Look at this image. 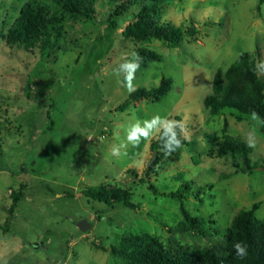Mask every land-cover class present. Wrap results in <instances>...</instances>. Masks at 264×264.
<instances>
[{
	"label": "rangeland",
	"instance_id": "rangeland-1",
	"mask_svg": "<svg viewBox=\"0 0 264 264\" xmlns=\"http://www.w3.org/2000/svg\"><path fill=\"white\" fill-rule=\"evenodd\" d=\"M28 1L42 4L62 27L45 54L3 38ZM96 7L93 20L50 0H2L0 264H123L102 247L119 246L124 233L149 232L173 254L222 249L225 229L242 208L260 201L256 215L264 218V168L249 169L240 156L219 155L206 137H222L226 127L250 145L251 163L262 162L259 118L230 108L212 115L203 103L216 70H226L242 52L264 72V3L164 2L155 17L181 27L177 47L157 38L136 43L124 35L135 4L116 27L105 21L113 2L98 0ZM139 47L163 58H141ZM163 76L173 87L160 100L120 108L132 91L153 89ZM176 124L189 144L165 155L157 151L148 167L151 141ZM186 182L190 189L178 195L202 230L186 229L180 200L171 194ZM21 184L24 197L11 214V192ZM101 184L130 189L138 207L109 205L83 193ZM81 219L92 224L87 231L78 227Z\"/></svg>",
	"mask_w": 264,
	"mask_h": 264
},
{
	"label": "trees",
	"instance_id": "trees-1",
	"mask_svg": "<svg viewBox=\"0 0 264 264\" xmlns=\"http://www.w3.org/2000/svg\"><path fill=\"white\" fill-rule=\"evenodd\" d=\"M73 16L87 19H97L98 0H50ZM113 8L105 19L111 26L116 27L118 17L129 12L130 5L137 6L133 20L124 27V35L133 37L136 41L157 38L177 47L182 40L181 27L170 21H161L155 15L159 7L168 0H111ZM264 0H260L263 4ZM2 0H0V13ZM60 22L52 17L49 11L40 3L26 2L19 11L12 25L3 34L4 40L10 45L22 46L29 50L37 49L45 54L61 37ZM137 55L146 60H160L163 56L153 50L137 48ZM252 55L242 52L226 69L218 68L212 79V89L203 99L204 107L210 114H218L225 108L236 110L243 115L257 116L264 132V72ZM173 87L171 78L163 76L160 85L153 89L139 87L132 91L130 101L141 99L157 101ZM225 133L221 137L216 132L207 133L206 137L219 155L232 154L240 156L246 168H264V160L251 163L250 145L235 136ZM220 140V141H219ZM189 144V140L182 134L180 124L172 129L163 128L156 139L151 141V148L157 149L160 155L173 152ZM143 181V180H142ZM144 182V181H143ZM24 184L11 192L9 211L14 213L19 202L24 197ZM150 188L156 191L154 185ZM190 189L189 183L183 184L179 190L171 194L180 200V211L186 229H203L200 220L190 215L178 193L180 190ZM83 193L93 200L102 201L109 205L122 203L135 209L138 205L131 201L133 192L124 187L101 184L88 186ZM261 202L255 201L250 208H242L225 229L226 243L222 249L212 247L178 250L171 253L165 249L159 240L149 232L124 233L119 246L102 247L124 259L123 264H264V218H259L256 211ZM184 230V227L181 228ZM240 249H243L241 252Z\"/></svg>",
	"mask_w": 264,
	"mask_h": 264
},
{
	"label": "water",
	"instance_id": "water-1",
	"mask_svg": "<svg viewBox=\"0 0 264 264\" xmlns=\"http://www.w3.org/2000/svg\"><path fill=\"white\" fill-rule=\"evenodd\" d=\"M157 149L154 150V154L152 156V158L150 159L149 163H148V167L150 166V164L153 162V160L155 159L156 157V154H157ZM147 167V168H148ZM77 225L78 227L82 230V231H87L90 227H91V223H88L85 219H81L77 222Z\"/></svg>",
	"mask_w": 264,
	"mask_h": 264
},
{
	"label": "clouds",
	"instance_id": "clouds-1",
	"mask_svg": "<svg viewBox=\"0 0 264 264\" xmlns=\"http://www.w3.org/2000/svg\"><path fill=\"white\" fill-rule=\"evenodd\" d=\"M241 250V252L243 251V249H240Z\"/></svg>",
	"mask_w": 264,
	"mask_h": 264
}]
</instances>
